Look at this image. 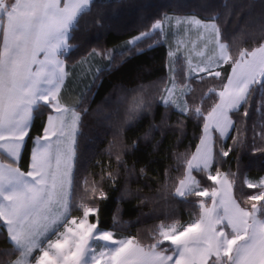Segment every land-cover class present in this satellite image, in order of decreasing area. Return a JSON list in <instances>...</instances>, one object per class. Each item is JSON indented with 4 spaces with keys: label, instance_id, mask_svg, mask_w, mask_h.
I'll list each match as a JSON object with an SVG mask.
<instances>
[{
    "label": "snow or ice",
    "instance_id": "snow-or-ice-1",
    "mask_svg": "<svg viewBox=\"0 0 264 264\" xmlns=\"http://www.w3.org/2000/svg\"><path fill=\"white\" fill-rule=\"evenodd\" d=\"M112 2L0 0V229L9 246L0 252V264H264V177L244 179L256 191L245 199L249 206H242L232 194L236 174H226L219 167L220 158L233 149L225 150L221 144L216 152L217 139L229 138L232 130L237 133L233 143H243L233 114L243 108L247 118L253 96L259 93L264 98V36L255 47L233 54L218 14L201 19L165 12L120 51L92 48L77 61L83 65L100 56L109 61L105 70L110 71L125 57L143 52L144 44L151 48L165 40L168 29L183 26L185 33L195 31L202 42L198 63L193 65L186 57L190 73H203L200 80L221 79L222 66L231 69L221 88H209L200 103L190 105L182 99L194 91L189 84L181 85L180 96L175 95L173 65L182 42L168 52L171 87L162 86L159 99L166 109L202 122L199 143L184 160V175L174 190L179 202L193 205L192 218L186 224L177 219L162 221L146 245L134 237H118L117 217L112 230L99 226L98 201L108 198L103 185H115L119 171L102 172L99 181L77 180L80 140L92 139L84 134L82 122L88 98L82 94L69 104L63 92L71 75L69 61L80 50L75 41L81 21L83 30L91 25L103 28L101 15L91 22L85 17L94 9L111 7ZM213 96L212 106L204 109V100ZM261 105L264 119V99ZM145 107L142 96L134 97L129 118ZM42 111H48L47 120L42 135L35 137L31 162L24 171L19 160L32 122ZM258 135L262 144H253V151L264 152V127ZM116 160L118 166L125 164L119 153ZM128 194L125 189L121 198ZM189 197L204 199L190 201Z\"/></svg>",
    "mask_w": 264,
    "mask_h": 264
},
{
    "label": "trees",
    "instance_id": "trees-1",
    "mask_svg": "<svg viewBox=\"0 0 264 264\" xmlns=\"http://www.w3.org/2000/svg\"><path fill=\"white\" fill-rule=\"evenodd\" d=\"M165 12L195 14L201 19L218 14L217 22L233 54L255 47L264 36V0H113L111 7L94 9L91 16L85 17L91 22L101 15L103 28L91 25L83 30L84 20L81 21V30L76 33L79 39L75 41L80 50L69 61V70L72 76L81 77L75 101L82 94L87 95L88 112L82 114L83 132L92 139L80 140L77 180L80 183L84 178L99 181L102 172L118 170L115 185L111 182L103 185L108 198L98 201L99 226L112 230L113 218L117 217L120 226L116 228V235L134 237L145 245L151 242L155 228L162 221L177 219L186 224L192 218L193 205L179 202L180 198H174V190L184 175V160L190 158L199 143L202 122L184 117L174 108L166 109L159 99L162 86L171 85L169 48L165 40L154 43L151 48L144 44L143 52L125 57L110 71L105 70L109 61L103 59L99 72L94 68L82 74V65L77 61L87 57L92 48L120 51L127 40L147 30ZM174 70L179 87L189 84L194 89L186 95L190 105L200 103L209 88H221L231 71L228 65H223L221 79L205 76L200 80L198 76L203 73L188 77L183 56L175 58ZM138 96L143 97L146 107L130 119L129 108L133 98ZM214 99V96L206 98L202 107L209 109ZM262 99L259 93L253 96L247 118L242 114L243 108L239 114H233L237 126L242 129L240 139L243 143H233L232 137L237 133L232 130L229 138L217 139L216 144L217 153L221 144L225 150L233 149L228 157L220 158L219 167L226 174H236L233 195L244 207L249 206L245 204L247 195L256 191L249 189L244 179L264 177V152L253 151V144L257 147L262 144L258 135L264 127L259 110ZM47 115L48 111H42L32 122L19 160V167L24 171L29 168L33 142L36 136L42 135ZM181 120L182 125L179 124ZM117 153L121 154L124 165L118 166ZM194 174L203 184L211 185L206 177ZM125 189L129 194L121 198ZM200 199L204 198L189 197L190 201ZM8 247L0 229V252Z\"/></svg>",
    "mask_w": 264,
    "mask_h": 264
},
{
    "label": "crops",
    "instance_id": "crops-1",
    "mask_svg": "<svg viewBox=\"0 0 264 264\" xmlns=\"http://www.w3.org/2000/svg\"><path fill=\"white\" fill-rule=\"evenodd\" d=\"M191 40H196V41L194 43H191ZM180 42H182V44L180 47V51L177 53V56H183L185 58L187 68L189 70L186 57L191 58L193 65L198 63L200 57L197 55V53L200 50L199 46L202 42L198 40L196 33H191V37L187 35V33H185L183 30V26H177L168 29L167 36L165 39V43L167 44L168 48L175 49L177 44ZM76 72H78V69H76ZM68 81L70 82L67 83L63 95L65 100L69 104H73L75 102L78 93L77 92L79 88L78 84L79 82H81V77H79V75H77L76 77L71 76L68 79Z\"/></svg>",
    "mask_w": 264,
    "mask_h": 264
},
{
    "label": "rangeland",
    "instance_id": "rangeland-1",
    "mask_svg": "<svg viewBox=\"0 0 264 264\" xmlns=\"http://www.w3.org/2000/svg\"><path fill=\"white\" fill-rule=\"evenodd\" d=\"M191 33H196L195 31H192V32H189V33H187V35H189L190 37H191ZM196 40H191V43H194ZM103 65V58L102 57H100V56H95V57H91V58H89V60H88V62L86 63V64H83L82 65V68H81V73L82 74H85V73H87L88 72V70L90 69V70H92V69H94V68H96V69H99V68H102L101 66ZM81 66V65H80ZM169 66H170V62H169V65H168V69H169ZM173 67H174V65H173ZM188 69V68H187ZM74 70H75V68H74ZM73 71V70H72ZM169 74H170V72H169ZM199 74H202V73H199ZM73 74L71 73V75L69 76V78L72 76ZM187 75H188V77H193V76H195V75H198V74H196V73H190L189 72V70L187 71ZM68 78V79H69ZM68 79L66 80V85H67V83L68 82H70V81H68ZM176 83V82H175ZM177 85V84H176ZM170 87H171V85H170ZM184 91H186V89L184 90ZM180 94H181V88L177 85V88H176V90H175V95H177V96H180ZM182 99L183 100H186V96H183L182 97ZM230 133H231V131H230ZM230 133H229V135H230ZM226 140V139H225ZM233 194V193H232ZM234 196V195H233Z\"/></svg>",
    "mask_w": 264,
    "mask_h": 264
}]
</instances>
